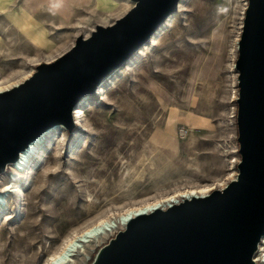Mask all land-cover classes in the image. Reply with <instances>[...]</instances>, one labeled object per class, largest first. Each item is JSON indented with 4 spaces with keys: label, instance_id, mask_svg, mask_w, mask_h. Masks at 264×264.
I'll use <instances>...</instances> for the list:
<instances>
[{
    "label": "rangeland",
    "instance_id": "1",
    "mask_svg": "<svg viewBox=\"0 0 264 264\" xmlns=\"http://www.w3.org/2000/svg\"><path fill=\"white\" fill-rule=\"evenodd\" d=\"M132 5L0 0V76L34 70L36 62L67 50L97 24L113 23ZM246 5L179 0L152 41L105 79L102 91L97 87L76 104L81 126L64 127L59 161L54 147L62 135L56 134L27 169L29 179L18 184L21 198L6 195L0 264H43L66 236L101 215L237 172L234 63ZM36 35L43 43L33 40ZM115 232L70 263L90 264Z\"/></svg>",
    "mask_w": 264,
    "mask_h": 264
},
{
    "label": "water",
    "instance_id": "2",
    "mask_svg": "<svg viewBox=\"0 0 264 264\" xmlns=\"http://www.w3.org/2000/svg\"><path fill=\"white\" fill-rule=\"evenodd\" d=\"M133 5L0 91V175L48 128L74 127L73 108L123 68L178 9L179 0ZM237 174L222 188L128 216L90 264H256L264 235V0H247L237 41Z\"/></svg>",
    "mask_w": 264,
    "mask_h": 264
},
{
    "label": "bare ground",
    "instance_id": "3",
    "mask_svg": "<svg viewBox=\"0 0 264 264\" xmlns=\"http://www.w3.org/2000/svg\"><path fill=\"white\" fill-rule=\"evenodd\" d=\"M117 15L119 17L121 13L119 12ZM87 34L88 33H85V36H87ZM33 40L37 43H43V38L41 36L36 35ZM64 50L60 51L57 55L61 54ZM141 52L142 50L140 51V53ZM57 55L47 57L45 58V60H51ZM132 58L133 57H131V59ZM35 64H37V62ZM32 71L33 69H30L29 71L23 74H19V76H16L17 73H15L16 75L14 74L15 76H0V91L19 83L28 75H30ZM12 74L13 73H11V75ZM104 83L105 82L98 86L96 93L102 91L100 90V87L103 86ZM234 97L236 98V96ZM77 107L78 106H75L73 108V118L75 124L78 127L81 126L82 121L80 120L81 114ZM56 134H61L62 137L58 138L59 135L56 136ZM52 135L54 136V138H58L56 139L57 147H54V157L56 160L60 159V149L64 144L62 139L63 135H65V128L63 125L57 124L48 128L45 132H43L41 135L37 136L32 142H30L28 147L20 152L18 159L15 162L11 163L8 166L7 170L0 175V213L3 212L4 218L7 219L9 217V212H5L6 210L4 211V208L6 207V195L10 194L14 196L15 199L18 197L21 198L18 189V184L23 179H25L26 181L29 179V177L25 175L27 169L33 164L34 159L36 157H39L40 153L45 150V147L50 144V142H47L46 139H48V137ZM236 174L237 172L233 171L228 175L227 178L215 179L211 183L192 184L190 186H183L174 189L171 192L149 196L143 198L142 200H138L132 204L122 206L119 210L115 212H109L104 215H101L96 219L81 226L80 228L72 231L68 236H66L64 240L57 246V248L46 257L43 264H71L70 262L72 261L71 258L73 256H81L83 254H87L89 251L88 248L98 244L103 239L113 234L117 229L123 228L127 221V217H133L135 215V212L139 210H146V212H149L156 206L160 208H165L169 203L177 202L183 197L191 195H205L213 189L224 187L228 181L235 178ZM255 261H258V258H256Z\"/></svg>",
    "mask_w": 264,
    "mask_h": 264
},
{
    "label": "built area",
    "instance_id": "4",
    "mask_svg": "<svg viewBox=\"0 0 264 264\" xmlns=\"http://www.w3.org/2000/svg\"><path fill=\"white\" fill-rule=\"evenodd\" d=\"M179 201H177L176 203H178ZM256 258H258V261H255ZM253 259L256 262V264H264V235L261 236L260 238V241L257 246V250L253 255Z\"/></svg>",
    "mask_w": 264,
    "mask_h": 264
},
{
    "label": "crops",
    "instance_id": "5",
    "mask_svg": "<svg viewBox=\"0 0 264 264\" xmlns=\"http://www.w3.org/2000/svg\"><path fill=\"white\" fill-rule=\"evenodd\" d=\"M26 28V27H25Z\"/></svg>",
    "mask_w": 264,
    "mask_h": 264
}]
</instances>
